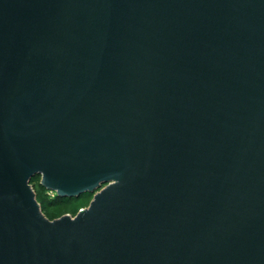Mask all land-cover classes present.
Listing matches in <instances>:
<instances>
[{
	"label": "water",
	"instance_id": "1",
	"mask_svg": "<svg viewBox=\"0 0 264 264\" xmlns=\"http://www.w3.org/2000/svg\"><path fill=\"white\" fill-rule=\"evenodd\" d=\"M0 264H264V0H0Z\"/></svg>",
	"mask_w": 264,
	"mask_h": 264
},
{
	"label": "rangeland",
	"instance_id": "2",
	"mask_svg": "<svg viewBox=\"0 0 264 264\" xmlns=\"http://www.w3.org/2000/svg\"><path fill=\"white\" fill-rule=\"evenodd\" d=\"M40 180V176H35L29 184L41 214L49 221H54L64 216L74 218L79 211L89 206L95 194V192L85 193L78 198H62L57 201L55 200L56 193L44 189L40 185Z\"/></svg>",
	"mask_w": 264,
	"mask_h": 264
},
{
	"label": "trees",
	"instance_id": "3",
	"mask_svg": "<svg viewBox=\"0 0 264 264\" xmlns=\"http://www.w3.org/2000/svg\"><path fill=\"white\" fill-rule=\"evenodd\" d=\"M34 177H35V176H34ZM32 179H33V178H32ZM32 179H31V180H32ZM31 180H30V181H31ZM62 198H66V197H58V196H56V197H55V200L59 201V200H61ZM67 199H69V198H67Z\"/></svg>",
	"mask_w": 264,
	"mask_h": 264
}]
</instances>
